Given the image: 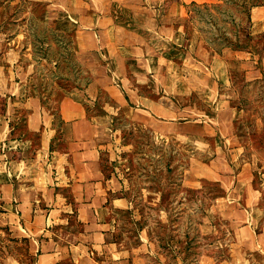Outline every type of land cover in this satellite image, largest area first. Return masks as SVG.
<instances>
[{
    "label": "crops",
    "instance_id": "0c3cea01",
    "mask_svg": "<svg viewBox=\"0 0 264 264\" xmlns=\"http://www.w3.org/2000/svg\"><path fill=\"white\" fill-rule=\"evenodd\" d=\"M90 1L87 21L69 12L77 59L89 73L83 88L45 102L25 87L18 51L4 57L0 210L10 237L24 246L7 263L135 264V248L112 239L114 211L128 202L102 153L121 117L156 141L188 144L213 175L210 192H218L231 259L235 253L230 264H264V146L242 142L236 105L237 89L264 82V3L248 12L246 50L216 51L189 15L216 0H134L130 10L146 19L139 32L108 16L111 1L120 0ZM103 100L95 118L91 110ZM141 241L139 250L147 247Z\"/></svg>",
    "mask_w": 264,
    "mask_h": 264
},
{
    "label": "rangeland",
    "instance_id": "374dc122",
    "mask_svg": "<svg viewBox=\"0 0 264 264\" xmlns=\"http://www.w3.org/2000/svg\"><path fill=\"white\" fill-rule=\"evenodd\" d=\"M57 1L0 0V70L6 67L7 53L17 50L20 69L27 75L25 87L52 104L70 89L86 86L89 77L77 59L71 14L87 21L92 2ZM262 3L264 0H216L206 7L190 8L189 15L214 50L233 47L245 51L242 42L249 36L248 12ZM135 5L134 0L111 1L108 16L117 25L139 32L146 19L138 9V13L130 10ZM56 17L71 30H61ZM235 84L242 87L240 75L236 74ZM237 94V130L242 142L255 148L264 146V82L237 89ZM4 101L0 97V115ZM106 104L103 100L91 114L99 117ZM1 123L0 133L5 130ZM115 129L113 142L102 153L106 171L115 172L125 184L128 203L114 211L112 239L135 248V264H230L235 257L234 253L230 258L231 234L219 218L218 192H210L213 175L205 171L202 159L191 157L185 142H157L149 131L133 130L121 117L116 118ZM2 148L0 142V151ZM14 151H9V157ZM198 183L200 187H194ZM141 238L147 247L139 250ZM22 247L10 237L0 210V264H9L7 256Z\"/></svg>",
    "mask_w": 264,
    "mask_h": 264
}]
</instances>
